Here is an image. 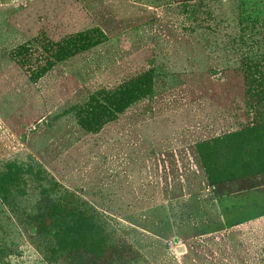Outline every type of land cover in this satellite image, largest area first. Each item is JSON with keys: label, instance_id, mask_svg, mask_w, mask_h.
I'll return each instance as SVG.
<instances>
[{"label": "rangeland", "instance_id": "obj_1", "mask_svg": "<svg viewBox=\"0 0 264 264\" xmlns=\"http://www.w3.org/2000/svg\"><path fill=\"white\" fill-rule=\"evenodd\" d=\"M95 28L102 44L36 82L12 56ZM136 78L145 98L77 125ZM261 80L264 0H0V264H264V174L211 187L195 149L264 121ZM67 196L100 255L43 229L41 200Z\"/></svg>", "mask_w": 264, "mask_h": 264}, {"label": "trees", "instance_id": "obj_2", "mask_svg": "<svg viewBox=\"0 0 264 264\" xmlns=\"http://www.w3.org/2000/svg\"><path fill=\"white\" fill-rule=\"evenodd\" d=\"M103 42L104 36L96 28L66 36L58 42H52L40 33L31 43L16 49L12 56L17 65L26 70L30 80L36 82L56 64ZM260 82L264 85V80ZM147 94V90L139 88V78L113 91L98 92L76 108V123L85 132L96 133ZM195 149L211 187L263 175L264 121L197 144ZM41 203L44 205L41 214L43 229L51 233L58 251L73 258L80 253L97 256L102 253L101 232L82 214L72 196L63 201L41 200Z\"/></svg>", "mask_w": 264, "mask_h": 264}]
</instances>
